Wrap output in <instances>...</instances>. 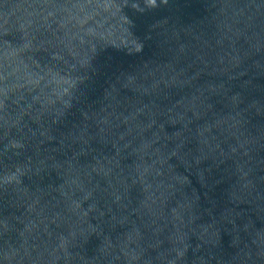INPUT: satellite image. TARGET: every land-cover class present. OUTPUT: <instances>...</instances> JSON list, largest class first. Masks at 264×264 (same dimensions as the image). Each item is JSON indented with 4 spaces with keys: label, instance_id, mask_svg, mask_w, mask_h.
Masks as SVG:
<instances>
[{
    "label": "water",
    "instance_id": "water-1",
    "mask_svg": "<svg viewBox=\"0 0 264 264\" xmlns=\"http://www.w3.org/2000/svg\"><path fill=\"white\" fill-rule=\"evenodd\" d=\"M264 257V0H0V245Z\"/></svg>",
    "mask_w": 264,
    "mask_h": 264
}]
</instances>
